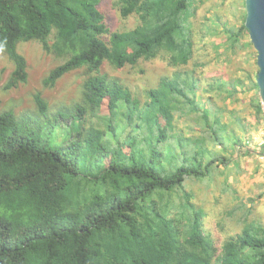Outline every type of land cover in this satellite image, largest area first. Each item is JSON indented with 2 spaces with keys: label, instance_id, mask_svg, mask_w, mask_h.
I'll list each match as a JSON object with an SVG mask.
<instances>
[{
  "label": "trees",
  "instance_id": "16d2710c",
  "mask_svg": "<svg viewBox=\"0 0 264 264\" xmlns=\"http://www.w3.org/2000/svg\"><path fill=\"white\" fill-rule=\"evenodd\" d=\"M116 1L121 18L137 16L133 29L109 32L101 0H0V51L14 66L5 90L26 82L17 45L30 41L65 59L45 86L73 71L85 76L70 107L50 109L35 94L32 112H0V264H264V226L244 222L216 256L204 212L184 190L188 179L226 168L233 152L264 156V142L245 147L207 108L212 97L197 101L192 72L162 78L144 103L100 74L104 62L121 68L158 56L186 66L190 19L203 0ZM244 18L236 33L224 31L231 50L247 33ZM243 84L213 79L207 88L226 98ZM104 102L107 126L87 124ZM252 106L259 119L257 97ZM177 117L190 122L180 128Z\"/></svg>",
  "mask_w": 264,
  "mask_h": 264
},
{
  "label": "rangeland",
  "instance_id": "374dc122",
  "mask_svg": "<svg viewBox=\"0 0 264 264\" xmlns=\"http://www.w3.org/2000/svg\"><path fill=\"white\" fill-rule=\"evenodd\" d=\"M243 1L203 0L196 4L195 14L190 19L193 56L186 66L172 67L166 56H158L121 68L104 62L100 74L117 79L144 103L145 92L155 87L162 78H170L176 72H192L198 80L196 100L205 103L207 97H212L207 108L218 109L222 122L231 134L245 147L261 145L264 142V114L257 119L252 106L255 98H258V90L252 87L258 72L256 52L249 45L245 31L241 33L233 50L229 49L224 34L225 30L236 33L243 23ZM97 8L109 32L128 31L138 24L134 14L120 17L116 0H101ZM53 36L54 31L50 35L49 44ZM103 40L107 43L108 37L104 36ZM17 52L26 62L27 79L16 88L4 89L14 66L0 51V112L11 110L16 116L32 112L35 108V94H39L50 109L70 107L79 101L85 78L82 70L62 76L53 86H45L43 80L65 59L45 53L36 41L19 43ZM236 78L243 81L244 88L238 87L237 93L231 97L225 98V94L208 91L207 87L213 79L229 81ZM108 118L104 102L97 115L87 120L91 121L87 124L103 128L107 126ZM188 122L177 117L180 128H184ZM246 149L239 154L233 152V161L226 168L220 167L211 179H188L184 185V190L193 196L192 202L204 212L203 231L211 238L216 256L220 254L222 244L241 231L244 222L264 226V166L260 156L246 155ZM126 150L123 147L122 153H126ZM173 200L178 202L176 197Z\"/></svg>",
  "mask_w": 264,
  "mask_h": 264
},
{
  "label": "water",
  "instance_id": "95a60500",
  "mask_svg": "<svg viewBox=\"0 0 264 264\" xmlns=\"http://www.w3.org/2000/svg\"><path fill=\"white\" fill-rule=\"evenodd\" d=\"M244 28L256 52L258 69L255 83L258 98L264 111V0H244Z\"/></svg>",
  "mask_w": 264,
  "mask_h": 264
},
{
  "label": "built area",
  "instance_id": "2783aa9c",
  "mask_svg": "<svg viewBox=\"0 0 264 264\" xmlns=\"http://www.w3.org/2000/svg\"><path fill=\"white\" fill-rule=\"evenodd\" d=\"M260 160H261V162L263 163V166H264V156H260Z\"/></svg>",
  "mask_w": 264,
  "mask_h": 264
}]
</instances>
